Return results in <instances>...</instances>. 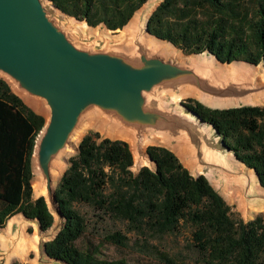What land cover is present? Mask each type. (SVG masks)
I'll return each instance as SVG.
<instances>
[{
  "label": "trees",
  "instance_id": "16d2710c",
  "mask_svg": "<svg viewBox=\"0 0 264 264\" xmlns=\"http://www.w3.org/2000/svg\"><path fill=\"white\" fill-rule=\"evenodd\" d=\"M50 1L89 26L115 30L147 0ZM148 30L186 55L207 51L221 62L264 64V0H163ZM186 105L215 127L264 187V106L217 109L194 99ZM43 122L0 78V227L17 213L38 219L43 230L53 222L31 183V154ZM146 153L154 166L134 172L125 141L97 132L79 140L55 188L65 221L45 242L47 256L67 264H141L102 256L103 246L127 248L134 237L151 255L145 264H264V212L233 218L209 181L192 176L174 152L154 145ZM165 237L184 241L192 260L159 247Z\"/></svg>",
  "mask_w": 264,
  "mask_h": 264
},
{
  "label": "water",
  "instance_id": "95a60500",
  "mask_svg": "<svg viewBox=\"0 0 264 264\" xmlns=\"http://www.w3.org/2000/svg\"><path fill=\"white\" fill-rule=\"evenodd\" d=\"M152 3L147 0L134 13L139 16L133 39L124 42L120 37L107 40L102 34H82L81 21L65 15L50 0H0V77L45 112L34 140L31 171L53 222L43 230L38 219L24 217L36 225L38 264H67L47 256L44 249L65 221L53 172L61 170L69 150L77 151V131L93 112L115 122L119 118L131 131L130 152L138 164H146L134 163L136 171L154 166L143 142L160 137L185 158L192 176L203 175L218 193V188L239 193L245 208L264 209V187L255 170L235 158L212 124L189 107L172 103L181 88L190 87L191 94L214 106L209 108L254 106L248 100L264 91V83L257 74L246 79L215 74L219 66L239 60L221 62L207 51L177 59L148 49L142 42L146 35L170 43L148 30V18L156 8L151 10ZM258 70L264 79V70Z\"/></svg>",
  "mask_w": 264,
  "mask_h": 264
},
{
  "label": "rangeland",
  "instance_id": "374dc122",
  "mask_svg": "<svg viewBox=\"0 0 264 264\" xmlns=\"http://www.w3.org/2000/svg\"><path fill=\"white\" fill-rule=\"evenodd\" d=\"M160 1L161 0H153V3L151 4V7H150L151 10H153ZM67 16H69V15H67ZM134 16H135V14L133 15V17ZM69 17H72V16H69ZM80 21H81V23H79V24L83 23V26L79 25L82 32H83L82 34H84V35H94L95 33L102 34L107 38V40L111 39V37L112 38L118 37L121 34V32L123 31V28L125 27L124 26L123 28H120V29L111 30V29H108L104 25H101V24L97 25L95 27H92V26L87 25V23L85 21H83V20H80ZM169 45L172 48V54H171L172 56L176 57L177 59H184V58L189 57V55L184 54L180 49L173 46L171 43H169ZM237 63L243 64L247 67H251V68H255V69L258 68L261 71L264 70V64L261 62H259L257 65H254V64L239 60V61H237ZM0 78L3 79L2 77H0ZM4 81L9 85L11 91L14 92L16 95H18L21 98V100L29 108H31L35 113L41 115L45 119V112L43 111V106L41 104L34 103L31 101V99H28V98L20 95L18 92L14 91L13 87L11 86V84L8 81H6V80H4ZM189 99L197 100L198 102H201L205 106L214 107L210 104H207L206 102L201 100L197 95H194V94L180 95V96L174 98V102H172V103L173 104H182V105H185L187 107L186 104L189 103ZM253 105L264 106V102L263 101L257 102ZM225 107H228V106H225ZM96 132L101 137L123 140L129 145V148L132 150L130 141L123 139V138L107 136L101 130H99L97 127H95L93 125L85 126L79 132L77 138L74 140L75 146H77L79 140L84 135L90 134V133H96ZM154 145L164 146V147L170 149L179 158V160L182 162V164L187 169H190V165L185 160V158L182 157L181 155H179L175 151V149H172L171 148L172 146L165 145L164 141L160 137L152 138L151 141L148 140L145 144H143L142 149L144 152H146V149L148 147L154 146ZM73 154H74V151L69 150L67 152V154L65 155V158H64L63 163H62V168L59 171V174L53 180L54 188H56L61 174L63 173V171L67 167L66 161H68L69 157ZM132 154H133V156H132L133 157V167L131 169H132V171L135 172L137 170V168H135L136 166L138 167V166H142V165H146V164H145V162H141L140 164H138V162H137L138 160H137L136 156L134 155L133 151H132ZM134 163L136 164V166L134 165ZM31 167H32V171H33V169H34L33 160L31 161ZM32 177H33L32 180L34 181V179H35L34 172L32 174ZM217 190L219 191L220 195L224 198L226 203L229 205L230 213H231V216L233 218H242L244 220H248V219H251L254 216L264 212V209L258 210V209H253V208H245L239 193H236V192L232 193V192L224 191L221 188H218ZM41 192L42 191H39L37 189H33V197L36 198L38 196H42V195L44 196V193L43 192L41 193ZM36 234H37L36 225L32 222L24 220V216L21 213H17L15 215H13L12 217H10L5 222V224L2 227H0V264H38L37 263V257H38L37 248L35 245L37 242V239H38ZM133 239H134V237H131V240L129 241L130 246L127 248H115V247L110 246V245L103 246L101 248L102 256L106 257V258H125L129 261H134V262L136 261V262L141 263V264H145V263H148L149 261H151L149 259V258H151V255L148 256L147 249L143 246H139L137 243H134ZM158 246L159 247L162 246L170 254L177 253L178 258H180V259L186 258L187 260H192V256L190 254L188 255L185 251V248H184L185 242L182 241L180 238L178 239V241H176V240L172 239V237L171 238L165 237L158 244ZM179 251H181L183 255L185 254L186 257L182 256V254Z\"/></svg>",
  "mask_w": 264,
  "mask_h": 264
},
{
  "label": "bare ground",
  "instance_id": "6f19581e",
  "mask_svg": "<svg viewBox=\"0 0 264 264\" xmlns=\"http://www.w3.org/2000/svg\"><path fill=\"white\" fill-rule=\"evenodd\" d=\"M138 16L139 14L137 12L136 15L133 18H131V20L125 25V27L123 28V31L118 36L122 38L124 42H130L133 39V36L135 33V24H136ZM81 25L83 26V23ZM142 42L147 46L148 49H150L151 51H157L163 56H169L172 54V48L167 42H160L156 40L154 37L149 36V35H146L145 38H143ZM216 71H217L215 73L216 75L217 74H220V75L238 74L240 76H243L245 79L250 78V75L257 74L259 82L264 83L263 74H262L263 71L259 73L258 68L255 69V68L247 67L240 63L238 64L231 63L228 65H222V66H219V68H217ZM180 90H181L180 95L193 93V90L190 87H184L183 89L181 88ZM262 101L264 102V91H261L260 93L256 94L254 97L248 100V102H251L253 104L257 102H262ZM219 102L222 104H228L227 102H223V101H219ZM106 117L102 116L98 112H93L89 114L84 119V121L81 123L79 130L77 131V135L75 139L77 138L79 132L85 126L93 125L97 127L99 130H101L102 132H104L107 136L118 137V138L126 139L128 141H132L133 134L131 133V131L127 130V128L120 122L119 118H118V122H115L113 119H110L108 117L107 119ZM146 142L147 141H144L143 144H145ZM59 168L60 166L58 165L57 169ZM59 171L60 169L58 171L53 172V179H55V177L59 174ZM37 188H38V184L34 183L33 181L32 189H37Z\"/></svg>",
  "mask_w": 264,
  "mask_h": 264
}]
</instances>
